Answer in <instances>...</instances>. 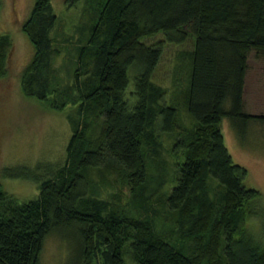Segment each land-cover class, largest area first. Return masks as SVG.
<instances>
[{"label": "trees", "instance_id": "16d2710c", "mask_svg": "<svg viewBox=\"0 0 264 264\" xmlns=\"http://www.w3.org/2000/svg\"><path fill=\"white\" fill-rule=\"evenodd\" d=\"M94 11L68 89L43 73L58 20L51 0H36L23 26L34 50L24 93L58 111L77 106V117L92 106L104 123L89 138L86 117L81 126L68 115L66 164L40 181L37 198L17 202L0 182V264H40L46 238L70 227L82 264L99 256L103 264H264V242L247 226L258 217L264 227V196L248 185V170L233 161L220 127L224 118L243 129L264 121L244 111L249 54L264 52V0H99ZM160 34L152 45L143 41ZM189 37L194 48L183 105H170L153 74L165 42ZM179 106L195 123L176 135L171 150L178 170L164 205L176 212L177 227L164 236L151 220L85 195L89 170L108 166L146 208L147 161L163 151L161 135L173 132Z\"/></svg>", "mask_w": 264, "mask_h": 264}, {"label": "rangeland", "instance_id": "374dc122", "mask_svg": "<svg viewBox=\"0 0 264 264\" xmlns=\"http://www.w3.org/2000/svg\"><path fill=\"white\" fill-rule=\"evenodd\" d=\"M35 1L0 0V182L8 196L21 203L37 198L40 181L66 164L67 148L73 135L68 115H74L78 110L77 106L64 111L52 109L22 89V76L34 56L23 26ZM98 1L79 0L69 6L66 0H51L58 20L51 31L50 54L45 55L43 73L58 89H68L74 84L78 47L88 41V29L97 18L94 10ZM163 38L160 34L143 41L152 45ZM193 48L194 41L190 37L181 43L164 44L153 81L165 88L170 105H183ZM244 93V111L264 115V52L252 50L249 54ZM179 115L173 132H161L163 151L153 159L149 155L147 174L152 179L145 190L149 195L143 201L146 208L139 204L142 196L119 185L117 176L108 166L89 170V192L85 196L106 200L112 207L137 219H149L158 232L168 236L169 227H177L176 212L164 205L165 195L168 196L174 186L178 170L171 150L176 135L195 123L180 106ZM85 117L86 136L95 138L102 128L104 116L89 106L83 117L75 114L76 120L80 118L81 126L85 124ZM237 126L228 118L222 120L220 127L225 144L233 161L248 170V185L257 188L264 196V121H252L245 129L240 123ZM262 203L264 207V201ZM247 226L256 240L263 243V220L250 218ZM40 264H82L76 228L70 227L46 238ZM92 264H103L102 258L96 257Z\"/></svg>", "mask_w": 264, "mask_h": 264}]
</instances>
